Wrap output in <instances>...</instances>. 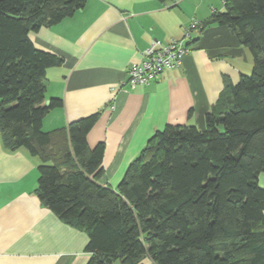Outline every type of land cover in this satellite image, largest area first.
Here are the masks:
<instances>
[{
	"label": "trees",
	"instance_id": "obj_1",
	"mask_svg": "<svg viewBox=\"0 0 264 264\" xmlns=\"http://www.w3.org/2000/svg\"><path fill=\"white\" fill-rule=\"evenodd\" d=\"M165 1V0H161ZM203 21L227 26L252 59L226 80L205 127L156 130L115 189L103 185L99 112L44 130L46 69L62 63L29 37L72 16L85 0H0V138L37 156L40 203L88 236L85 264H264V0H222Z\"/></svg>",
	"mask_w": 264,
	"mask_h": 264
},
{
	"label": "crops",
	"instance_id": "obj_2",
	"mask_svg": "<svg viewBox=\"0 0 264 264\" xmlns=\"http://www.w3.org/2000/svg\"><path fill=\"white\" fill-rule=\"evenodd\" d=\"M223 9L221 0H85L72 16L30 32L36 48L63 59L46 69L45 100L60 98L62 105L46 113L43 129L99 112L87 143H104L99 181L115 189L156 130L166 124L203 129L225 81L236 83L251 71V55L227 26L201 29ZM180 38L190 50L178 66L130 87L128 70L153 40ZM39 162L26 149H6L0 138V264H85L87 233L62 221L34 192ZM258 183L264 188V170Z\"/></svg>",
	"mask_w": 264,
	"mask_h": 264
},
{
	"label": "built area",
	"instance_id": "obj_3",
	"mask_svg": "<svg viewBox=\"0 0 264 264\" xmlns=\"http://www.w3.org/2000/svg\"><path fill=\"white\" fill-rule=\"evenodd\" d=\"M197 24L193 21L184 30L185 36H189L191 29ZM190 50L184 38L172 39L168 43L153 40L145 48L143 59L139 63L132 64L128 70V84L134 87L136 84L147 83L158 78L165 68L176 67L181 59Z\"/></svg>",
	"mask_w": 264,
	"mask_h": 264
},
{
	"label": "water",
	"instance_id": "obj_4",
	"mask_svg": "<svg viewBox=\"0 0 264 264\" xmlns=\"http://www.w3.org/2000/svg\"><path fill=\"white\" fill-rule=\"evenodd\" d=\"M45 104L48 105L49 104V100H45Z\"/></svg>",
	"mask_w": 264,
	"mask_h": 264
},
{
	"label": "rangeland",
	"instance_id": "obj_5",
	"mask_svg": "<svg viewBox=\"0 0 264 264\" xmlns=\"http://www.w3.org/2000/svg\"><path fill=\"white\" fill-rule=\"evenodd\" d=\"M221 2H222V0H221ZM250 72H251V71H250ZM250 72H248V74H249ZM248 74H247V75H248Z\"/></svg>",
	"mask_w": 264,
	"mask_h": 264
}]
</instances>
